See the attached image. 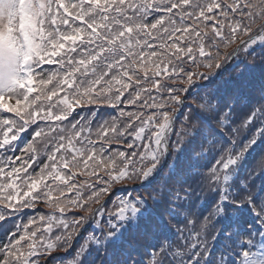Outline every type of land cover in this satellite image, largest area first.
Here are the masks:
<instances>
[{
    "label": "snow or ice",
    "instance_id": "6c2138e0",
    "mask_svg": "<svg viewBox=\"0 0 264 264\" xmlns=\"http://www.w3.org/2000/svg\"><path fill=\"white\" fill-rule=\"evenodd\" d=\"M86 257L264 264V0H0V264Z\"/></svg>",
    "mask_w": 264,
    "mask_h": 264
},
{
    "label": "trees",
    "instance_id": "16d2710c",
    "mask_svg": "<svg viewBox=\"0 0 264 264\" xmlns=\"http://www.w3.org/2000/svg\"><path fill=\"white\" fill-rule=\"evenodd\" d=\"M231 71V66H226L224 69L221 70V73L212 78L210 82H206L204 84V88L208 90H215L217 94H221L224 91V82H223V77L227 75V73ZM84 115H87V113H84ZM190 151L189 149H186L185 154ZM12 223V219H9V224ZM90 230V225L85 226V228L82 230L80 240H83L84 235ZM89 256H91V252L89 253ZM84 264H89L88 257L85 258Z\"/></svg>",
    "mask_w": 264,
    "mask_h": 264
}]
</instances>
